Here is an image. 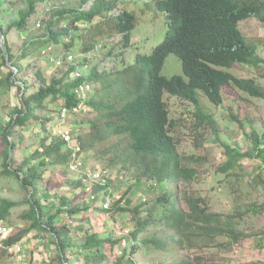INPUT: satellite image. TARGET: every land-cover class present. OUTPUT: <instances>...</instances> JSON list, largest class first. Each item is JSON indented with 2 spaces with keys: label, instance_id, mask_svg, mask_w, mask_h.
<instances>
[{
  "label": "rangeland",
  "instance_id": "374dc122",
  "mask_svg": "<svg viewBox=\"0 0 264 264\" xmlns=\"http://www.w3.org/2000/svg\"><path fill=\"white\" fill-rule=\"evenodd\" d=\"M156 1L88 0L84 3V0H45L38 5L39 12L29 19L26 29L19 30L8 27L19 20V12L27 8V0H0V219L11 227V235L25 232L16 241L25 248L21 255L0 248V264H36L34 253L41 255L43 262H39L42 264H63L65 260L70 264H115L121 256L115 254V229L107 226L100 231V226H96L101 217L99 209L87 216L96 228L87 222L85 216L70 223L71 214L66 213L67 210L64 216L54 221L57 227L62 223L70 226L71 240L67 241L68 246L64 251L59 248L57 237L43 227L50 215L58 214V208H63L66 202L63 197L78 212L87 210L88 206L78 191V172L67 166L51 165L48 158L45 159L47 163L40 165L34 155L36 149L42 148V140L47 133H54L56 111L64 102L63 97L57 101L46 99L43 108L33 104L34 116L24 125L11 129L10 136L5 134V129L15 109L23 106V98L33 95L43 85L42 78L49 83L52 78L66 74L72 67H56L50 57L42 53L49 47V53L54 56L62 57L66 53L74 55L72 65L76 66L73 68L78 66L92 83V99L106 102L107 98L112 97L117 103L121 101L130 86L128 81H134L130 72L122 71L135 63L137 53H152L164 40L168 29L166 14L157 8ZM124 10L135 15V28L131 31L128 46L124 44L123 34L114 29L118 14ZM80 11H86L85 17L78 18L76 22L64 18L66 15L60 17V13L72 17L74 12ZM39 18L42 24L37 27ZM53 19L59 21L53 24L50 31L66 29L67 23L72 39L67 33L56 39L48 38L46 27ZM239 27L246 40L257 47V52L264 59V22L251 17L242 20ZM37 37L50 41L36 44V49L31 48L30 41ZM86 45H94V48L86 51ZM9 54L13 57L12 61ZM7 57L11 65L7 63ZM227 70L239 77L254 78L264 86V62L257 67L239 64ZM11 71L14 72L11 78L13 84L8 83ZM161 74L167 77L184 75L180 59L170 54ZM120 82L121 86L118 85ZM222 95L223 102L215 105L201 94L203 110L215 119L214 126L203 124L190 102L168 93L164 95L170 117L177 121L173 133L179 140L178 151L192 157L183 162V165L196 171L197 175L190 181L175 178L164 182L147 177L138 179L137 171L122 153L125 138H112L110 142L118 139L119 149L106 156L101 155L100 150L104 147L101 143L80 153L86 165L108 167L113 171L110 179L112 191L109 194L113 199L119 195L120 199L113 203L109 212L104 213L112 215L118 225H131L133 229L140 220L149 219L147 227L137 236L135 248L132 244L126 250L125 253L132 250V255L125 257L123 264L130 260L134 264H176L195 255L200 256L202 263L264 264L252 261L257 254L255 238L264 234V167L259 165L261 159L255 144L256 138H259L264 146V99L253 97L233 85H225ZM95 115L73 117L71 124L78 136L89 130V120ZM7 139L13 141L15 147H11ZM228 147L242 156L224 171L223 167L232 156ZM119 151L118 159L125 161L119 166H110V158ZM28 161L38 165L37 174H41L37 177L35 192L31 187H24L18 176L19 168ZM27 168L28 165H25L24 169ZM164 192L173 194L172 202L177 207L186 208L185 200L188 197H203L212 212L220 214L224 221L233 222V226L229 227L231 231L213 239L191 236L187 243L180 244V236L166 225L164 219L165 213L173 208L172 203L161 204L157 201ZM31 199L38 200L43 207L42 225L36 224L30 217ZM82 230L86 232H80ZM86 233L100 235L103 247H86ZM234 234L239 235L237 239ZM36 241L40 245H36ZM28 247L33 249L28 251ZM242 257L250 262H243Z\"/></svg>",
  "mask_w": 264,
  "mask_h": 264
},
{
  "label": "trees",
  "instance_id": "16d2710c",
  "mask_svg": "<svg viewBox=\"0 0 264 264\" xmlns=\"http://www.w3.org/2000/svg\"><path fill=\"white\" fill-rule=\"evenodd\" d=\"M44 1L27 0V8L20 10L19 20L8 28L26 29L29 19L38 13V5ZM87 1L84 0V3ZM156 5L159 10L165 12L168 22L164 40L153 49L152 53H137L135 63L122 71L123 73L130 72L134 81H128L130 86L121 101L117 103L111 99L112 97L107 98L106 102L92 99L93 97L90 99L89 104L96 115L91 116L89 130L78 136V142L81 146L80 152L92 149L101 143L104 146L100 150L101 155L106 156L119 149L118 139L110 142L112 138L117 137L119 140L125 138L126 142L123 145L122 153L128 157L127 162L129 161L137 171L138 179L147 177L164 182L167 179L175 178L190 181L197 175L196 171L183 165V162L191 160L192 157L184 156L178 151L179 140L173 133L177 121L170 117L164 95L168 93L190 102L195 106L200 121L212 126L215 124V119L203 110L201 94H204L211 103L220 105L223 102V87L233 85L253 97L264 99V86L260 85L256 79L239 77L227 70L237 67L239 64L257 67L264 62L257 52V47L246 40V36L239 27L242 20L251 17L264 22V0H157ZM85 13L86 11L74 12L72 17L60 13V17L66 15L64 18L76 22L78 18L85 17ZM57 21L59 20L54 21L53 19L46 27L49 31L48 38L56 39L67 33L66 35L72 39L67 23L66 29L50 31ZM134 28L135 15L133 13L124 10L118 14L114 29L117 33L123 34L125 46L130 44L131 31ZM5 34L7 33L5 32ZM37 38L30 41L31 48L36 49L38 46L36 44L50 41L48 38ZM7 48L10 53L8 45ZM93 48L94 45H86L84 50L90 51ZM23 52L25 54L26 50ZM170 54H174L180 59L184 75L167 77L161 74L164 62ZM9 59L13 60L10 54ZM72 69L73 67L69 68L66 74L60 77L52 78L49 83L46 78H42L43 85L40 86V89L33 95L23 98V106L15 109V114L6 126L5 134L10 136L11 129L24 125L26 120L34 116L33 104L43 108L46 99L57 101L63 97V103L71 105L76 98L73 88L84 80V78L73 79ZM13 73L11 71L8 77L9 84H13L11 80ZM118 85L121 86V82ZM8 142L11 147H15L13 141L8 140ZM255 144L257 155L261 159L259 165L264 167V146L259 138H256ZM228 149L232 156H230L228 164L223 167L224 171L233 166L242 156L240 152H235L229 147ZM120 153L119 151L117 154H113L109 161L110 166L116 167L125 161L118 159ZM34 155L40 165L47 163L46 158L49 159L51 165L67 167L72 161V151L68 149L62 139L53 135V132L47 133L42 140V148L36 149ZM8 158L9 152L6 161ZM23 164V167L18 170L21 184L24 187H31L35 192L37 177L41 175L37 174L38 165L29 161ZM6 165L9 167L8 163ZM25 165H28L27 169H24ZM106 170L112 173L108 167ZM77 182L80 187V181L77 180ZM109 185L111 186V184ZM63 200L66 201L63 208H58V214L50 215L47 223L43 226L57 237L61 251L67 248V241L71 240L70 226L67 223H62L57 227L54 221L66 213H70L71 217H78L76 214L83 211L78 212V209L69 206L70 203L66 197H63ZM172 200L173 194L169 192H164L157 199L161 204L172 203L173 208L165 213L164 219L166 225L180 236L178 238L180 244L187 243L193 236L213 239L231 231L232 228L229 227L233 226V222L231 220L224 221L220 214L212 212L210 205L203 197L186 198V208L177 207ZM30 203L32 206L30 217L36 224L42 225L43 207L41 203L32 199ZM7 204L15 205L14 203ZM117 204L120 205L119 202ZM105 212H109V210ZM148 223V218L140 220L134 229V248L138 243L137 236L147 227ZM80 232L85 233L86 231ZM24 234L25 232L18 235L10 234L5 242L7 244L14 243ZM91 234L86 233L88 237L85 246L93 245L102 248L103 239L100 238V235ZM237 236L239 235L234 234L235 239ZM114 240L117 241L115 238ZM131 255L132 250L119 256L115 264H123V259ZM126 264H134V262L130 260ZM176 264L218 263H202L200 256L195 255L192 258L181 259Z\"/></svg>",
  "mask_w": 264,
  "mask_h": 264
},
{
  "label": "built area",
  "instance_id": "2783aa9c",
  "mask_svg": "<svg viewBox=\"0 0 264 264\" xmlns=\"http://www.w3.org/2000/svg\"><path fill=\"white\" fill-rule=\"evenodd\" d=\"M41 19L36 21L37 27L40 26ZM50 47L42 51L50 57L52 63L56 67L63 65L70 66L74 64V55L71 53H66L62 57L54 56L49 53ZM84 74L81 69L77 66L74 70L73 77H83ZM93 92V87L90 81L85 80L77 84L73 88V93L75 94V101L71 105L62 103L58 107L56 124L54 126V133L56 137L62 139L68 149L72 151L73 160L70 162L69 167L71 170L79 173L80 188L79 192L83 195L84 200L87 202L89 210L99 209L101 212L111 210L113 203L120 199L119 195H115V199L111 198L109 192L112 191L109 181L112 178L113 171L106 170L103 167H91L86 165V162L81 159L80 151L81 146L78 142V135L73 130L71 121L73 117L78 116H89L92 114V107L89 104L91 99V94ZM157 184V183H156ZM107 188V189H106ZM75 217H69V222L72 223ZM114 220V218H113ZM111 223V227L114 230V238L117 240L115 246V254L124 255L126 250H129L134 242L133 238V228L131 225H118L117 221ZM121 224V223H120ZM11 234V227L6 225L2 219H0V248L8 249L19 255L25 249L22 243L14 242L7 244L5 240ZM257 242L254 244V248L257 251L255 258L252 261L263 262L264 263V235L255 238ZM235 255V253H234ZM243 262H250L246 257H242ZM240 262V259L238 260ZM63 264H70L67 260Z\"/></svg>",
  "mask_w": 264,
  "mask_h": 264
},
{
  "label": "crops",
  "instance_id": "0c3cea01",
  "mask_svg": "<svg viewBox=\"0 0 264 264\" xmlns=\"http://www.w3.org/2000/svg\"><path fill=\"white\" fill-rule=\"evenodd\" d=\"M94 212L95 210H89L88 209V206H87V210H85V211H82V212H80V213H78V214H76L79 218L81 217V218H84V216L87 218V216L89 215V213H91V212ZM75 215V216H76ZM64 216V215H63ZM78 217H75V219L77 220L78 219ZM91 218H93V217H91ZM101 218V219H100ZM99 218V220L97 221L98 223H96V226H97V224H98V226H100L98 229L101 231V230H104L105 228H107V226L108 227H111V223H113L114 224V220L113 219H110V218H113V216H110V215H108V214H106V213H104V212H101V217ZM87 222L92 226V227H94V228H96V226L93 224V222H92V220H90V219H88L87 218ZM103 223V224H101V223ZM77 223V222H76ZM85 223V222H84ZM100 223V224H99ZM86 225V224H85ZM112 228V227H111ZM36 243V245H40V243L39 242H35ZM30 244L32 245L33 244V242H30ZM42 248V247H41ZM41 248H39V249H41ZM33 248L32 247H28V249H26V250H28V251H31ZM24 254H26V253H24ZM23 254V255H24ZM40 258H41V255H39L38 253H34L33 254V260H34V263H36V264H42V263H40L39 262V260H40ZM41 261V260H40ZM41 262H43V261H41Z\"/></svg>",
  "mask_w": 264,
  "mask_h": 264
},
{
  "label": "clouds",
  "instance_id": "9594fccd",
  "mask_svg": "<svg viewBox=\"0 0 264 264\" xmlns=\"http://www.w3.org/2000/svg\"><path fill=\"white\" fill-rule=\"evenodd\" d=\"M38 12H39V10H38ZM34 16H35V15H34ZM42 51H43V50H42ZM71 66L74 67V66H76V65H71ZM70 68H71V67H70ZM74 70H75V69L73 68L72 71H71V72H72V78H73V79L84 78L83 81L88 80V78H87V77H84V76H83V77H73ZM88 81H90V80H88ZM79 83H80V82H79ZM91 84H92V83H91ZM92 87H93V86H92ZM92 113H94V112L92 111ZM133 231H134V229H133Z\"/></svg>",
  "mask_w": 264,
  "mask_h": 264
},
{
  "label": "water",
  "instance_id": "95a60500",
  "mask_svg": "<svg viewBox=\"0 0 264 264\" xmlns=\"http://www.w3.org/2000/svg\"><path fill=\"white\" fill-rule=\"evenodd\" d=\"M7 63L9 64V65H11V62H10V60L8 59V57H7ZM13 67V66H12Z\"/></svg>",
  "mask_w": 264,
  "mask_h": 264
}]
</instances>
